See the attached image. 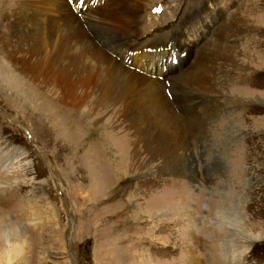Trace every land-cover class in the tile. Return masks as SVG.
<instances>
[{"label":"rangeland","instance_id":"obj_1","mask_svg":"<svg viewBox=\"0 0 264 264\" xmlns=\"http://www.w3.org/2000/svg\"><path fill=\"white\" fill-rule=\"evenodd\" d=\"M196 1L204 0H145L136 32L139 37L142 27L147 30L139 37L145 42L135 44L138 49L147 44L153 48L156 39L161 42L171 27L178 28L183 16L189 30L197 24L192 17L204 20L199 40L194 29V35H179L176 48L188 61L184 73L209 71L210 83L203 89L177 85L174 75L164 76L160 57L142 56L134 59V66L123 57L119 61V42L106 39L105 26L89 29L92 42L117 62L130 63L129 70L157 81L152 76L160 70L164 79L169 78L170 86L159 83L164 92L167 89V102L188 130L192 145V154L179 151V164L192 156L193 173L186 165L187 172L167 175L158 168L160 160L147 171L135 164H106L101 166L104 175L97 172L103 180L93 187L81 166L87 160L106 162V149H114L113 155L120 156L114 159L126 163L128 144L117 139L104 142L91 131L88 138H98L107 148L94 142L99 150L86 158L88 135L79 137L78 149L66 136L79 126L77 121L66 126L68 106H55L58 115L52 121L57 130L48 126L52 135L46 134L29 102L37 106L34 97L27 93L26 100L17 83L6 81L0 64V264H186L191 250L202 264H264V0H205V10ZM15 3L0 0L3 61L1 34ZM97 4L92 2V8ZM156 4L163 10L152 15L149 11ZM152 33L148 43L146 35ZM93 39L109 45L111 53ZM175 55L181 64V56ZM165 59L169 61L168 55ZM183 72L176 71V77ZM43 89L49 91L47 86ZM79 111L87 116L84 106ZM109 115L103 113L98 124H110L105 122ZM117 125L106 131L123 134L125 125L121 131ZM188 214L197 220L196 244Z\"/></svg>","mask_w":264,"mask_h":264},{"label":"bare ground","instance_id":"obj_2","mask_svg":"<svg viewBox=\"0 0 264 264\" xmlns=\"http://www.w3.org/2000/svg\"><path fill=\"white\" fill-rule=\"evenodd\" d=\"M103 1L83 0L82 9L75 8L74 12L66 0H16L13 11L7 15L9 23H5V32L1 34L6 60L0 59V64L5 80L9 83H17L19 91L26 93V100L27 93L34 97L37 106L32 99L29 102L32 109L37 111V120L40 121V126L46 134L52 135V132L47 129L48 126H53L57 130L56 121H52L58 115L55 106L64 109L68 106L70 118L66 119V126H70L74 121H77L79 126L74 134L68 132L66 136L69 140H73V146L78 149L79 141L82 139L79 137L88 135L86 140H89L90 148L83 152L86 158L92 154V151L99 150L93 144L94 142H98V148L104 151L107 148L98 138L96 141L88 138L91 131L97 133L104 142L112 143L114 139H117V142L123 140V143L128 144L126 146H128L130 159L126 163H123L122 159H114L120 157L113 155L114 149H106L109 160L107 159L106 162L99 159L87 160L85 166H81L85 172L86 182L93 187L103 180L101 176L104 172H101V166L106 164L108 167L135 164L139 171H147L150 164L160 160L158 168L163 173L167 172V175L175 174L177 171L184 173L188 168L190 173L195 172L194 161H191L192 156L186 157L184 162L186 164H179L181 163L178 158L179 151L190 153L192 145L186 132L188 130L183 127L167 102L168 96L164 94L161 84L156 79L131 71L127 67L130 63L134 66V59L139 61L142 56L150 59L156 57L150 55L145 49H138L136 45L139 41L136 34L139 16L145 0H109L107 3ZM92 2H100V4L92 8ZM114 2L118 5L116 6ZM198 2L203 4L201 10H205L208 6L205 0L196 1ZM77 13L81 16L78 17ZM203 22L204 20H201L190 28L192 32L196 29L198 40L199 25H203ZM99 24L105 26L103 31L108 34L106 39L118 40L119 45L115 48L116 51L122 53L125 61L131 60L130 63L117 62V58L113 59L109 54H104L102 49L100 50L92 42L88 27L90 29ZM182 27L181 33L171 27L166 39L171 38L174 41L172 38L179 35L189 37L191 35L189 25L185 23V20ZM101 36V39L105 41V35L102 33ZM213 37L214 35L210 36L208 40ZM165 40L159 42L156 39L152 47H158V44ZM191 48L192 43L188 42L187 51L190 53ZM195 60L198 62L199 57ZM187 63V60H183L176 68L166 69L164 76L174 75L171 79L176 78L177 85L184 84L189 87L196 84L198 89L205 88L204 85L210 83L209 71L204 69L189 76V70L187 73L183 72ZM138 65L142 67V62ZM7 69L12 71L14 77L7 72ZM179 69L183 73L176 77L175 72ZM149 74L153 75L151 72L147 75ZM158 75L162 76L160 70L157 72ZM171 84L169 83V86ZM45 86L49 87V91L43 89ZM51 90L54 92L52 93ZM81 106L87 110V116H84L86 113L84 115L80 113ZM105 112L110 114L105 120L110 124H98L101 115ZM116 123L118 125L115 128L119 127L120 131L125 125L123 134L106 131L108 127H114ZM64 130L67 131L66 127ZM60 149L63 150L61 147H56L57 151ZM66 153L69 155L68 152ZM71 164H74V160H71ZM74 167L75 165L72 168ZM97 172H101L102 175ZM195 175L197 177L196 173ZM188 220H190L189 232L196 244L194 223L197 220L191 214H188ZM106 249L105 246V251ZM192 253L191 250L186 264H202Z\"/></svg>","mask_w":264,"mask_h":264},{"label":"snow or ice","instance_id":"obj_3","mask_svg":"<svg viewBox=\"0 0 264 264\" xmlns=\"http://www.w3.org/2000/svg\"><path fill=\"white\" fill-rule=\"evenodd\" d=\"M81 2H83V0H81Z\"/></svg>","mask_w":264,"mask_h":264}]
</instances>
